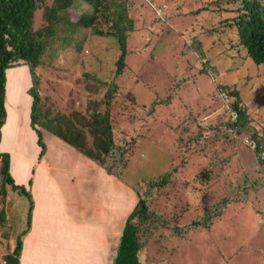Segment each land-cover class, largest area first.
Segmentation results:
<instances>
[{
    "label": "rangeland",
    "instance_id": "obj_1",
    "mask_svg": "<svg viewBox=\"0 0 264 264\" xmlns=\"http://www.w3.org/2000/svg\"><path fill=\"white\" fill-rule=\"evenodd\" d=\"M126 1L135 28L126 40L129 67L120 83L133 98L113 101L111 108L116 142L124 147L125 140L131 139L127 152L133 153L130 160L125 157L122 175L131 182L135 178L149 179L170 165L176 167L171 175L175 181L163 187L151 203L150 207L161 215L159 220L166 222L147 241L142 259H160L161 264H262L264 218L254 221L246 208L250 200H255L259 202L254 208L264 210V163L253 159L243 138L251 131L264 129V66L248 61L245 49L231 46L222 32L207 34V27L220 22L215 0ZM205 5L207 10L188 12ZM86 8L83 1L75 0L67 11L71 19H76ZM229 15L231 11L223 14ZM38 20L36 14V23ZM88 30L78 28L74 32L75 42L84 35L81 49L86 52L69 54L75 66L68 67L66 57L58 58L54 62L57 68L48 66L42 74V96L48 95L64 112H85L87 94L80 90L85 81L82 73L109 79L115 68V38L88 36ZM181 47H188L190 55L180 51ZM61 51L66 52L62 47L57 54ZM5 72L6 121L0 149L9 154L13 179L28 187L40 215L33 218V234L29 236L28 229L21 236L22 264H107L98 258L99 253L94 260L88 255L92 256L97 245L94 241L100 237L108 249V235L103 233L115 230L116 221L123 216L117 211L119 192L127 191L121 196L125 202L130 200L131 190L124 179L105 175L46 130L42 138L45 150L39 156L37 134L30 125V98L25 92L30 84L26 68L17 66ZM229 89L238 90L239 102L248 111L242 138L234 144L208 127L230 119L227 98L221 96ZM204 168L209 170V180L203 184L196 176ZM232 198L236 199L223 209L231 216L230 222L217 237H203L213 229L200 228L176 237L170 228L177 224L190 228L191 218L202 217L211 205ZM27 203L25 194L11 189L2 209L0 206V263L6 247L12 246L11 239L26 225ZM237 219L247 231L243 240L234 225ZM252 227L254 231H250ZM50 228L54 236L45 235ZM101 244L98 249L102 250L105 244Z\"/></svg>",
    "mask_w": 264,
    "mask_h": 264
},
{
    "label": "trees",
    "instance_id": "obj_2",
    "mask_svg": "<svg viewBox=\"0 0 264 264\" xmlns=\"http://www.w3.org/2000/svg\"><path fill=\"white\" fill-rule=\"evenodd\" d=\"M74 1L0 0V139L2 126L6 121L4 105L6 95L5 71L23 66L26 68L30 82L25 92L30 98V125L37 134L36 143L40 146L39 156L43 155L45 150L42 138L43 132L46 130L70 145L84 158L92 162L97 169L103 170L105 175H114L118 179H124L131 190V198L125 202L121 200V196L127 191L119 192V205H117L119 209L117 211L123 212V216L116 221L115 230H106L103 233V235H108L107 244L110 245L111 250L115 248L114 251H108L103 237H100V239H95L94 243L97 245L92 256L88 255V258L94 260L95 254L99 253L98 258L107 264H110V260L113 261V264H161L160 259H158L159 261H144L141 252L147 250V241L155 236V229L159 225H165L166 221L159 220L161 215L150 206L160 190L168 186L171 181L172 183L175 181L172 180L171 175L176 167L170 165L149 179L135 178L131 182L126 180L122 174L127 164L124 160L125 157L128 160L132 157L130 154L133 152H127V145L131 139L125 140L127 142L124 147L116 142L115 139L118 138L116 136L117 130L113 124V113H111L113 101L129 96L133 98L130 95L131 92L127 91L129 89H125L122 81L120 83L121 75L129 67L126 64V40L129 32L135 28L134 20L128 11L129 2L127 3L126 0H81L88 5V8L80 12L76 19H71L67 7L72 5ZM215 2L218 5L216 13L220 16V22L218 26L207 27V34L222 32V37L226 36L231 46L240 50L241 47L245 49L248 61L251 59L257 66H264V0H215ZM223 5L231 7L228 9L224 8ZM232 6L234 7L232 8ZM206 7V5L200 6L188 12L191 14L202 12L204 9L207 10ZM229 11L232 15L223 16ZM36 14L39 17L37 23ZM156 18L158 19V17ZM78 28H88V36L114 37L118 44V54L114 60L115 68L109 79L98 77L92 72L82 73L85 81L82 83L80 90L87 94L85 96V112L78 110L64 112L54 105V100H49L48 95L42 96V74L45 73L44 70L48 66L57 68L54 62L58 58L63 59L66 57L65 64L71 67L75 66V62L71 61L72 58L69 59V54L73 52L86 53L81 49L82 44L85 42L84 35H81L76 42L74 41L76 36L74 32ZM173 38L177 40V34ZM55 45L60 47L57 48ZM62 47L66 52L61 51L60 54H57V51ZM184 48L181 47L180 51L187 54L191 52L188 47ZM225 86L227 85H220V87ZM92 95H94L93 98L89 97ZM238 95L237 89H229L221 94L222 97L227 98L225 101L230 119L208 126L217 133L221 132V136L227 138L226 140L232 139L233 144L238 142L239 138H242L243 125L248 121L247 107L244 103L239 102ZM232 112L237 114L235 119H232ZM260 131L262 133L259 130L248 131L250 133H247L245 137L243 136V141L250 148L253 159L264 163V129ZM125 154L129 155L126 156ZM9 159V154L0 149V206L6 202V196L11 189L25 194L28 203L26 225L14 240L11 239L12 246L6 247L5 251L7 252L2 254L0 264H22L20 257L24 245L21 236L29 229L34 201L28 187L17 183L13 179L9 171ZM208 173L209 170L206 168L199 171V175L196 177L199 178L200 183L208 182ZM235 199H223L217 205H211L205 209L202 217L191 218L190 223H188L190 228L178 224L170 228H172V231L175 230L176 237L182 236V232L189 229H198L197 231H199V228L200 230L213 229L208 235H202L203 237H217L218 234H222L221 231L225 230L226 224L230 222L229 217L231 216L223 209L230 201ZM203 200L206 202L205 197H203ZM258 202L250 200L246 208L254 221L260 216L264 218L263 208H254V204ZM1 214L0 218L3 216ZM221 222L223 224H220ZM213 224H217V226L214 227ZM221 225H223L222 229ZM234 225L239 228L240 240H243L244 236L242 237V235L247 233L246 230L244 231L243 222L237 219V224L235 222ZM261 226L264 230V219ZM251 230L254 231L253 227ZM258 236H261V234L258 233ZM101 243L105 244V248H102V250L101 247L98 249V246L102 245ZM262 264H264V259Z\"/></svg>",
    "mask_w": 264,
    "mask_h": 264
},
{
    "label": "crops",
    "instance_id": "obj_3",
    "mask_svg": "<svg viewBox=\"0 0 264 264\" xmlns=\"http://www.w3.org/2000/svg\"><path fill=\"white\" fill-rule=\"evenodd\" d=\"M37 216L40 217V215L38 214V209H37V207H35V205H33V208L31 210L30 223H29L30 224V228H29V231H28V235L29 236H31V234H33V231L35 230V226L34 227L32 226V221H33V218H36ZM45 235L46 236H49V235L54 236L52 228H50L49 231ZM27 240H28V238H27ZM23 256H24V254L22 253V257Z\"/></svg>",
    "mask_w": 264,
    "mask_h": 264
},
{
    "label": "water",
    "instance_id": "obj_4",
    "mask_svg": "<svg viewBox=\"0 0 264 264\" xmlns=\"http://www.w3.org/2000/svg\"><path fill=\"white\" fill-rule=\"evenodd\" d=\"M114 249H115V248H113L112 250L114 251ZM112 250H111V248H110V245H108V251H112ZM109 263H110V264H113V261H112V260H110V262H109Z\"/></svg>",
    "mask_w": 264,
    "mask_h": 264
},
{
    "label": "built area",
    "instance_id": "obj_5",
    "mask_svg": "<svg viewBox=\"0 0 264 264\" xmlns=\"http://www.w3.org/2000/svg\"><path fill=\"white\" fill-rule=\"evenodd\" d=\"M237 114L235 112H232V119H235Z\"/></svg>",
    "mask_w": 264,
    "mask_h": 264
}]
</instances>
